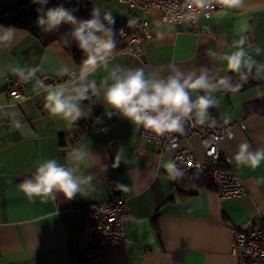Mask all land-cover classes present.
<instances>
[{
	"label": "crops",
	"instance_id": "crops-1",
	"mask_svg": "<svg viewBox=\"0 0 264 264\" xmlns=\"http://www.w3.org/2000/svg\"><path fill=\"white\" fill-rule=\"evenodd\" d=\"M71 1L100 7L102 17L108 11L118 22L142 15L120 0ZM148 19L153 34L145 44L146 64L127 50L113 51L83 82L95 80L100 94L89 90L90 99L80 102L85 115L75 122L53 117L43 106L46 93L41 79L48 82L76 70L75 78L60 85L74 88L82 83L73 55L54 37V31L34 35L11 28L12 39L0 41V86L6 85V77L17 76L12 71L17 67L25 74L38 68L23 89L24 99L6 94L1 98L0 264H78L81 256L87 264H238L231 245L235 228L264 223V162L251 169L235 161L241 143H249L250 151L264 149V0H246L242 10L223 8L210 16L201 15L195 28L187 23H164L155 9ZM241 20L249 25L244 33L245 51L257 63L238 74L229 70L226 57L236 50L233 42L239 39L235 30ZM6 29L0 25V35ZM257 46L259 54L254 50ZM171 64L197 75L208 69L210 81L219 88L210 96L219 105L209 108L206 122L235 121V136L222 140L220 147L225 161L244 179L247 193L221 197L213 185L180 197L174 180L180 171L176 166L165 167L173 164V152L159 151L145 142L140 126L103 100L101 81L113 68L143 67L157 78H166ZM221 78H229L231 88L242 87L229 91L219 84ZM203 94L192 92L190 98ZM108 112L113 114L108 116ZM16 121L19 129L14 126ZM182 146L203 156L199 137L183 141ZM74 148L87 150L85 161L70 159ZM49 158L72 168L78 177L92 176L91 184L84 186L88 195L77 194L68 200L57 193L55 201L44 203L36 198L30 202L18 184ZM120 197L131 210L121 244L103 246L96 234L77 229L79 206Z\"/></svg>",
	"mask_w": 264,
	"mask_h": 264
},
{
	"label": "clouds",
	"instance_id": "clouds-1",
	"mask_svg": "<svg viewBox=\"0 0 264 264\" xmlns=\"http://www.w3.org/2000/svg\"><path fill=\"white\" fill-rule=\"evenodd\" d=\"M32 2L41 6L37 8L36 20L41 30L50 33L58 30L62 24H71L73 26L71 36L84 54L79 77L82 83L79 87L45 86L40 82L46 93L43 106L47 112L64 121L75 122L85 115L80 102L90 99L89 90L91 89L92 94L97 96L100 94L95 80L83 82L89 75L95 73L100 62L108 60L116 48L115 33L112 27H106L104 23L106 21L108 25H114L115 17L105 11L102 18V9L95 5L91 10L90 18L81 19L73 14L74 9L66 8L63 4L45 9L43 5H46L48 0H32ZM217 2L230 10H242L246 5V0H217ZM195 3L200 8H207L211 6L212 0H195ZM128 23L130 26L133 25L132 21ZM248 29L249 25L246 21H239V28L235 30L239 39L233 42L236 50L226 57L228 68L233 73L240 74L242 68L250 70L257 63L245 51L247 37L244 33ZM13 35L14 32L9 27L0 35V41H10ZM64 43H69L67 38L64 39ZM254 50L259 54L258 46ZM169 67L171 74L166 78H157L147 73L143 67L113 68L108 77L101 81L100 86L104 89L103 100L110 108L117 110L134 124L150 129L159 136L165 133L183 134L185 132L183 122L193 114L199 124H205L209 119V108L219 105V101L210 96L219 88L210 81L208 69H201L200 74L197 75L196 71L182 72L175 64ZM37 70L38 68L29 69L27 76L25 70L19 67L12 71L20 77L21 82L27 83L35 76ZM64 74L67 75V72L65 71ZM108 79L112 81L111 84L107 83ZM219 84L232 92L239 91L242 87L237 85L231 88L229 78H221ZM199 91H203L204 94L197 95L195 100L190 98V93ZM112 114V112L107 113L108 116ZM212 123L214 124L215 121ZM14 126L17 129L21 127L19 121H16ZM250 147L247 142L241 143L235 161L240 166L256 169L261 162H264V149L250 151ZM87 156L88 152L84 148H74L69 154L70 159L75 162H83ZM119 159L120 157L117 156V162ZM165 167L174 169L175 165L169 163ZM92 179V176L78 177L72 168L49 158L39 162L34 174L25 176L18 184V188L30 202H35L36 198H40L44 203L48 200L55 201L57 193H63L66 199L72 200L77 194L88 195L84 186L90 185Z\"/></svg>",
	"mask_w": 264,
	"mask_h": 264
},
{
	"label": "built area",
	"instance_id": "built-area-1",
	"mask_svg": "<svg viewBox=\"0 0 264 264\" xmlns=\"http://www.w3.org/2000/svg\"><path fill=\"white\" fill-rule=\"evenodd\" d=\"M129 9H139L140 18L119 22V34L128 36L127 50L143 65L146 64L145 44L152 37L148 15L152 9L158 10L164 23H187L195 28L201 15L210 16L222 7L217 0H212L211 6L200 8L195 0H120ZM132 21L133 25H129ZM118 22V21H117ZM27 76V74H25ZM77 76L76 70L68 76L44 81L45 86L60 85L63 81ZM29 81V80H28ZM26 83L20 77H6V85L0 86V104L3 94L13 98L24 99L23 89ZM185 132L165 133L159 136L140 126L139 134L145 142L153 143L159 151H172L173 164L180 172L194 171L199 175L211 174L214 188L219 196L231 197L247 193L244 179L224 159L220 142L235 136V121L205 122L201 125L193 114L184 122ZM199 137L203 144L201 157L194 148L182 146L183 141ZM141 150L140 147L137 148ZM77 229L81 232L96 234L100 244L119 245L125 238L126 224L131 217L127 200L123 197L106 203L88 202L77 208ZM232 251L238 256V264H264V223H252L248 227L237 226L232 239ZM1 249V246H0Z\"/></svg>",
	"mask_w": 264,
	"mask_h": 264
},
{
	"label": "trees",
	"instance_id": "trees-1",
	"mask_svg": "<svg viewBox=\"0 0 264 264\" xmlns=\"http://www.w3.org/2000/svg\"><path fill=\"white\" fill-rule=\"evenodd\" d=\"M60 4H63L66 8L74 9L75 11L73 14L81 19L90 18L91 10L93 9L89 5L73 2L71 0H48V3L43 5V7L47 9ZM38 7L41 6L39 4H34L32 0H0V25L6 28L24 29L34 35L45 33L36 23ZM104 23L106 27H112L113 32L115 33L114 38L116 41V48L114 51L124 49L127 45L128 36H122L119 34V22L115 21L114 25H108L106 21ZM72 29L73 26L71 24H62L58 30H54V37L59 39L73 55V58L80 69L82 60L85 57L82 50L79 49L77 42L71 36ZM65 38H67L69 42L68 44L64 43ZM79 126L83 128L84 123L79 124ZM174 180L179 195L182 198L196 195L201 188L214 185L207 174L199 175L194 171L180 172ZM78 264H87L83 256L79 258Z\"/></svg>",
	"mask_w": 264,
	"mask_h": 264
}]
</instances>
